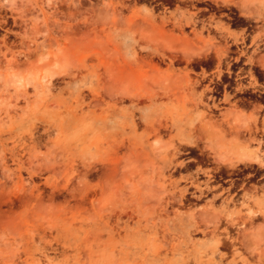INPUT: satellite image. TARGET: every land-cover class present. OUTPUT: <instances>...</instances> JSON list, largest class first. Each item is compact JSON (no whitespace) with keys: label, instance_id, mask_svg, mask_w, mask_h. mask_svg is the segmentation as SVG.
Here are the masks:
<instances>
[{"label":"rangeland","instance_id":"obj_1","mask_svg":"<svg viewBox=\"0 0 264 264\" xmlns=\"http://www.w3.org/2000/svg\"><path fill=\"white\" fill-rule=\"evenodd\" d=\"M262 64L264 0H0V264H264Z\"/></svg>","mask_w":264,"mask_h":264},{"label":"bare ground","instance_id":"obj_2","mask_svg":"<svg viewBox=\"0 0 264 264\" xmlns=\"http://www.w3.org/2000/svg\"><path fill=\"white\" fill-rule=\"evenodd\" d=\"M217 1V0H216ZM218 1H221V2H223V3H225V4H227V3H230L231 2V0H218ZM244 9V8H243ZM161 41V40H160ZM164 41V40H163ZM162 41V42H163ZM163 44H166V43H163ZM168 45V44H167ZM159 46H161V45H159ZM163 47V46H162ZM166 47V46H165ZM169 47V46H168ZM186 50V51H185ZM174 51V50H173ZM203 51H202V53H199V52H195V51H191V50H187V49H183L182 51H179V55H181L183 58H185V59H188V60H192V59H194V58H196V57H202L203 56ZM62 64L63 63H60V62H58V61H55L54 63H53V65H52V68H60L61 66H62ZM263 65V64H262ZM48 74V70H44V73H43V75H42V78L44 79L45 77H46V75ZM8 76V75H7ZM7 78H9V77H7ZM6 78V79H7ZM10 79V78H9ZM1 80V79H0ZM238 122V121H237ZM239 123V122H238ZM239 127H240V125L239 124H237ZM204 130H203V133H204V135H206L207 137L209 136V137H211V140H209V141H212V139H213V135H212V133H211V131L208 129V128H203ZM202 130V129H201ZM242 129H240V128H236V129H234V130H232V132L230 131V134L228 133V136H225L224 138H229L230 137V139H232V141L230 142V143H227L228 144V146H226L227 148H228V153H227V155H224V154H220L219 156H220V161L221 162H225L224 164H226V157H230V158H232V163L233 164H235V163H244L245 164V162L247 163V162H251V161H253V162H255V164L256 163H260V164H264V159H262V156L260 155V154H258L257 152H256V150L254 149V148H252L253 146H250L249 145V143L247 144V143H245V141H243V139H242V131H241ZM202 133V134H203ZM215 134V133H214ZM208 137V138H209ZM216 138H217V136H216ZM220 138H222V137H220ZM217 140V139H216ZM226 140V139H225ZM244 140H246V139H244ZM247 141V140H246ZM248 142V141H247ZM211 144V143H210ZM209 144V145H210ZM210 146H212V145H210ZM213 147V146H212ZM211 147V148H212ZM260 151V150H259ZM213 152V151H212ZM214 153V152H213ZM231 155H230V154ZM261 156V158H260V156ZM229 163V162H228ZM151 185V184H150Z\"/></svg>","mask_w":264,"mask_h":264},{"label":"flooded vegetation","instance_id":"obj_3","mask_svg":"<svg viewBox=\"0 0 264 264\" xmlns=\"http://www.w3.org/2000/svg\"><path fill=\"white\" fill-rule=\"evenodd\" d=\"M232 52H235V50H232ZM235 61L233 60L232 62H230L231 64H233ZM224 63H226V61H224ZM225 66V65H224ZM254 66H256V65H254ZM262 66V68L264 69V65H261ZM234 67H237L236 65L234 66ZM236 73V71H233V74H235ZM260 87H262V85L260 84ZM257 91H258V93L259 94H257V96H260V94H264V90L262 89V88H257L256 89ZM262 106H263V108H264V104H262ZM263 113H264V111H263V109H261V114L259 115L261 118L263 117ZM244 132V129L242 128V134H244L243 133ZM250 145V144H249ZM251 146V145H250ZM255 150H256V152L258 153V154H260L261 156H262V153H260L256 148H255ZM259 155V156H260ZM261 156H260V158H261ZM262 159H264V157L262 156ZM246 163V162H245ZM247 163H255V162H253V161H251V162H247ZM237 164H244V163H237Z\"/></svg>","mask_w":264,"mask_h":264},{"label":"crops","instance_id":"obj_4","mask_svg":"<svg viewBox=\"0 0 264 264\" xmlns=\"http://www.w3.org/2000/svg\"><path fill=\"white\" fill-rule=\"evenodd\" d=\"M251 114V111L248 109V110H246V112H245V115L248 117L249 115ZM239 123H238V122ZM230 123H233V125H235V128H240V129H242V128H244L243 127V125L245 124L246 125V121L245 120H243V119H238V120H236V121H234V122H231L230 121ZM237 124H239L240 125V127L237 125ZM229 131H231V130H228V131H225V132H228L229 133ZM227 136V135H226ZM251 136V135H250ZM225 137V136H224ZM245 139V138H244ZM247 144H248V142L246 141V140H244ZM226 146V145H225ZM252 148H254L255 149V147H252ZM224 155H227V152H225V153H223Z\"/></svg>","mask_w":264,"mask_h":264}]
</instances>
